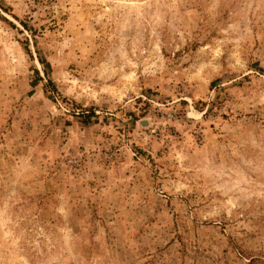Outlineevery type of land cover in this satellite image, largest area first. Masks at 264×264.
I'll use <instances>...</instances> for the list:
<instances>
[{"label": "rangeland", "instance_id": "obj_1", "mask_svg": "<svg viewBox=\"0 0 264 264\" xmlns=\"http://www.w3.org/2000/svg\"><path fill=\"white\" fill-rule=\"evenodd\" d=\"M0 264H264V0H0Z\"/></svg>", "mask_w": 264, "mask_h": 264}, {"label": "trees", "instance_id": "obj_2", "mask_svg": "<svg viewBox=\"0 0 264 264\" xmlns=\"http://www.w3.org/2000/svg\"><path fill=\"white\" fill-rule=\"evenodd\" d=\"M51 83V82H50Z\"/></svg>", "mask_w": 264, "mask_h": 264}]
</instances>
